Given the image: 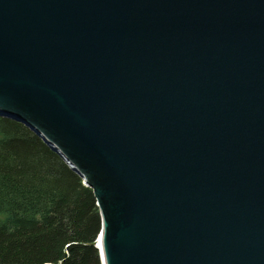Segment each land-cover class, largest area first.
<instances>
[{"label":"water","instance_id":"1","mask_svg":"<svg viewBox=\"0 0 264 264\" xmlns=\"http://www.w3.org/2000/svg\"><path fill=\"white\" fill-rule=\"evenodd\" d=\"M0 116L91 189L101 264H264V0H0Z\"/></svg>","mask_w":264,"mask_h":264},{"label":"trees","instance_id":"2","mask_svg":"<svg viewBox=\"0 0 264 264\" xmlns=\"http://www.w3.org/2000/svg\"><path fill=\"white\" fill-rule=\"evenodd\" d=\"M94 195L34 131L0 116V264H101Z\"/></svg>","mask_w":264,"mask_h":264}]
</instances>
